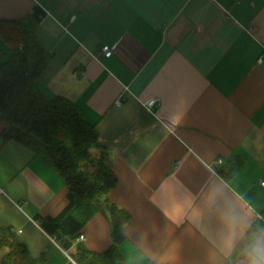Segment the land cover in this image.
<instances>
[{
    "label": "crops",
    "instance_id": "0c3cea01",
    "mask_svg": "<svg viewBox=\"0 0 264 264\" xmlns=\"http://www.w3.org/2000/svg\"><path fill=\"white\" fill-rule=\"evenodd\" d=\"M37 6L47 63L37 87L76 103L98 128L118 177L109 197L130 216L124 262L153 264L166 241L178 244L179 264H234L247 233L225 257L222 217L264 228V0H0V23ZM12 55L0 35V66ZM181 96L188 111L175 128ZM151 99L158 104L148 108ZM6 127L0 119V226L41 264H66L38 218L57 217L69 188L45 158L7 139ZM228 164L230 177L221 173ZM175 189L196 200L202 223L169 225L162 210ZM113 222L112 212L96 213L70 256L78 244L108 251Z\"/></svg>",
    "mask_w": 264,
    "mask_h": 264
},
{
    "label": "trees",
    "instance_id": "16d2710c",
    "mask_svg": "<svg viewBox=\"0 0 264 264\" xmlns=\"http://www.w3.org/2000/svg\"><path fill=\"white\" fill-rule=\"evenodd\" d=\"M43 15L37 6L25 20L0 23V35L13 49L11 58L0 66L4 136L45 158L69 188L68 205L57 217L40 216L41 227L63 245L66 239L76 241L91 217L110 208L114 214L110 249L98 254L78 244L71 256L79 264H126L119 247L126 240L124 224L130 216L109 197L118 177L97 126L88 122L73 101L50 99L37 87L47 65L45 48L36 36ZM235 171L236 166L228 164L221 173L230 177ZM41 263L11 229L0 226V264Z\"/></svg>",
    "mask_w": 264,
    "mask_h": 264
},
{
    "label": "clouds",
    "instance_id": "9594fccd",
    "mask_svg": "<svg viewBox=\"0 0 264 264\" xmlns=\"http://www.w3.org/2000/svg\"><path fill=\"white\" fill-rule=\"evenodd\" d=\"M188 105L181 96L177 101V110L172 114L170 121L173 127H181L185 123ZM162 215L168 221L169 225L181 227L190 224L196 226L203 222V213L191 195H181L179 190L175 189L169 193L167 207L162 210ZM223 226V237L220 243L222 254L225 257L232 255L236 246V237L239 231L247 233V240L240 250L239 258L234 264H264V228L252 229L243 216H235L226 213L221 219ZM249 229H252L249 231ZM171 230H169V235ZM181 250L176 242L167 243L161 246V249L150 257L153 264H179Z\"/></svg>",
    "mask_w": 264,
    "mask_h": 264
},
{
    "label": "built area",
    "instance_id": "2783aa9c",
    "mask_svg": "<svg viewBox=\"0 0 264 264\" xmlns=\"http://www.w3.org/2000/svg\"><path fill=\"white\" fill-rule=\"evenodd\" d=\"M103 52L107 57H111L113 55V49L110 46H104L103 48ZM263 58H261L260 60H262ZM158 104V100L157 99H151L146 103V106H148V108H152L155 105ZM53 242L68 256L69 258V262L66 264H79L73 257L70 256L69 251L66 250L64 248V246L58 241L57 237H51ZM85 236L81 235L79 237V240H84Z\"/></svg>",
    "mask_w": 264,
    "mask_h": 264
},
{
    "label": "water",
    "instance_id": "95a60500",
    "mask_svg": "<svg viewBox=\"0 0 264 264\" xmlns=\"http://www.w3.org/2000/svg\"><path fill=\"white\" fill-rule=\"evenodd\" d=\"M74 242L70 241L69 239H66L63 246L66 250H71V248L73 247Z\"/></svg>",
    "mask_w": 264,
    "mask_h": 264
},
{
    "label": "rangeland",
    "instance_id": "374dc122",
    "mask_svg": "<svg viewBox=\"0 0 264 264\" xmlns=\"http://www.w3.org/2000/svg\"><path fill=\"white\" fill-rule=\"evenodd\" d=\"M94 153H95V150L92 151V156H94ZM102 212H104V214H108L109 215V212H111V211H110V208H106Z\"/></svg>",
    "mask_w": 264,
    "mask_h": 264
}]
</instances>
